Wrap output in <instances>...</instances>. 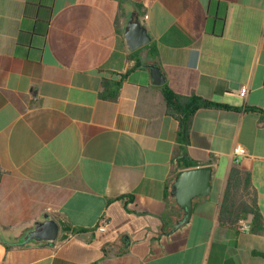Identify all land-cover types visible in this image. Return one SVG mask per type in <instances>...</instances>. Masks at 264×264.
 <instances>
[{"label":"crops","instance_id":"crops-1","mask_svg":"<svg viewBox=\"0 0 264 264\" xmlns=\"http://www.w3.org/2000/svg\"><path fill=\"white\" fill-rule=\"evenodd\" d=\"M133 15L152 41L130 50ZM166 86L227 105L196 111L184 152ZM182 156L213 189L176 227ZM235 167L264 224V0H0V264H264V225L221 219ZM46 215L56 243L19 244Z\"/></svg>","mask_w":264,"mask_h":264},{"label":"water","instance_id":"water-1","mask_svg":"<svg viewBox=\"0 0 264 264\" xmlns=\"http://www.w3.org/2000/svg\"><path fill=\"white\" fill-rule=\"evenodd\" d=\"M125 37L130 50L138 49L152 41V36L144 21L136 15L131 17ZM150 67L154 82L163 84L165 76L162 68L156 63L151 64ZM212 189L213 166L185 168L178 172L172 184V194L185 211V216L176 224V227L186 224L191 219L196 198L209 196ZM60 228L57 219L46 215L44 220L36 222L34 228L28 232L23 240H20L19 244L31 241L55 244L59 237Z\"/></svg>","mask_w":264,"mask_h":264},{"label":"trees","instance_id":"trees-1","mask_svg":"<svg viewBox=\"0 0 264 264\" xmlns=\"http://www.w3.org/2000/svg\"><path fill=\"white\" fill-rule=\"evenodd\" d=\"M139 62V61H138ZM119 86V83L117 84ZM116 93L109 96L114 97ZM165 97L169 108L175 112L181 121L178 139L183 152L190 141V132L193 116L196 111L203 107L227 106L202 96H183L166 86ZM181 168H189L193 164L186 157L179 158ZM166 197L176 201L172 194V184L167 186ZM177 202V201H176ZM252 215V228L256 231L263 229V219L257 204L254 191L251 189L249 174L235 167L231 171L227 190L221 208V219L223 222L237 223L243 216ZM64 229H68L64 226Z\"/></svg>","mask_w":264,"mask_h":264},{"label":"built area","instance_id":"built-area-1","mask_svg":"<svg viewBox=\"0 0 264 264\" xmlns=\"http://www.w3.org/2000/svg\"><path fill=\"white\" fill-rule=\"evenodd\" d=\"M248 91V88L247 86H243L241 88V94L242 95H246ZM247 149L245 146H243L242 144H238L235 148H234V154L236 157H238V160L241 156H245L247 155ZM110 217L108 214H103L99 221H98V224L96 226V229L98 230H101V231H105L107 230L109 224H110ZM238 228L241 229V230H250L252 229V224L251 222H249L247 219L245 218H242L239 220L238 222ZM67 235H71V232H66Z\"/></svg>","mask_w":264,"mask_h":264}]
</instances>
